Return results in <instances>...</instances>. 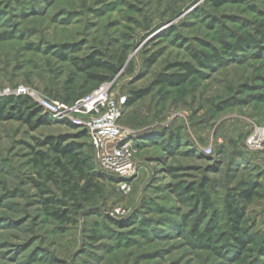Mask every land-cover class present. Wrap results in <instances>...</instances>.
Masks as SVG:
<instances>
[{"label":"rangeland","instance_id":"rangeland-1","mask_svg":"<svg viewBox=\"0 0 264 264\" xmlns=\"http://www.w3.org/2000/svg\"><path fill=\"white\" fill-rule=\"evenodd\" d=\"M240 36L258 42L235 48ZM90 54L117 67L115 96L150 91L120 121L131 168L104 165L70 118H0V264H264V152L247 144L264 128V0H0V101L20 86L35 101L81 98L97 84L71 58ZM182 63L197 69L185 83H156ZM61 136L95 167L40 143ZM232 206L254 239L243 252ZM195 226L218 242L196 244Z\"/></svg>","mask_w":264,"mask_h":264},{"label":"trees","instance_id":"trees-1","mask_svg":"<svg viewBox=\"0 0 264 264\" xmlns=\"http://www.w3.org/2000/svg\"><path fill=\"white\" fill-rule=\"evenodd\" d=\"M223 1H228V0H216V3L221 4L223 3ZM257 42H258V38L256 37L240 36L237 41V44L234 47L245 48L246 46L253 45ZM230 49L231 46L227 45V50H225L224 52L228 54L229 53L228 50ZM195 56L201 64L208 63L207 58L203 60V58H199L197 54H195ZM213 57L216 58V60L220 61L222 59V54L216 52L213 55ZM71 59L80 71L87 73L90 76V78L96 82L97 86L95 88H97L102 83L110 82L111 81L110 75L117 72L116 66H114L111 62L100 58L96 54H90L83 58L72 57ZM151 60L153 61V59ZM180 65L183 67L185 72L182 73L175 72L170 74L160 73L157 77L156 83L172 85V86L181 85L185 83L192 74L197 72V69L194 68L193 65L189 63H182ZM149 92L150 91L148 90L135 91L134 94L130 96V98L128 97L127 103L124 106V108L126 106L132 105L133 103H135L137 100H139L141 97L145 96ZM77 99L78 98L71 100L70 102H74ZM43 111H44L43 108L28 95L9 96L0 101V118L8 119L10 117H13L17 119H22L30 123L31 126L34 128L38 127V125L42 123L43 118L41 117H43L42 115ZM37 115H42V116L40 117L39 120L33 121V118ZM45 120L49 121L47 119ZM86 132H88V130H85V133ZM63 141H65V138L62 136L47 137L44 141L40 143L42 144L46 143L53 146V148L56 151L62 153L69 160V162L75 167V169H82L83 166H87L92 169L95 167V164L94 162H92L90 156H81L82 150L80 144L70 143L62 146V144L64 143ZM38 153L45 155L41 151ZM58 163L62 164L61 161H58ZM83 189L86 190L85 187ZM254 196H255L254 183H248L247 186L242 187L241 191L239 192V197L244 199L245 201H251L254 198ZM205 199L207 200L208 198L205 197ZM55 212L57 217L60 218H62L65 215L64 212H59V211H55ZM229 213L231 220L233 221L231 234L234 238L235 247L241 252H243L247 248L248 243L253 242L254 240L253 236L249 235L247 236V238L244 239L239 236V233L242 230L241 221L243 218V211L239 210L237 207L232 206L229 209ZM192 234H193V238H195L197 241L196 244H200L202 246H212L213 243L218 242V240L215 239L213 230L210 228L205 232H200L198 231V227L195 226L194 229L192 230ZM213 249L218 251L219 254L224 253L223 247L214 246Z\"/></svg>","mask_w":264,"mask_h":264},{"label":"built area","instance_id":"built-area-1","mask_svg":"<svg viewBox=\"0 0 264 264\" xmlns=\"http://www.w3.org/2000/svg\"><path fill=\"white\" fill-rule=\"evenodd\" d=\"M112 82H105L74 102L40 97L36 102L45 112L62 115L86 128L94 145L104 150L101 155L104 165L126 174L131 168L128 160L127 137L132 132L121 124L126 95L115 96L111 89ZM27 88L20 86L13 93L17 96L26 95ZM34 99V98H33ZM248 146L253 150L264 152V128L257 126L247 139Z\"/></svg>","mask_w":264,"mask_h":264}]
</instances>
